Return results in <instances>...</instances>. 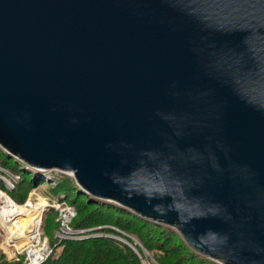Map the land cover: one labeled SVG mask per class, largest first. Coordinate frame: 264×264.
I'll return each instance as SVG.
<instances>
[{
	"label": "water",
	"instance_id": "water-1",
	"mask_svg": "<svg viewBox=\"0 0 264 264\" xmlns=\"http://www.w3.org/2000/svg\"><path fill=\"white\" fill-rule=\"evenodd\" d=\"M0 148L264 264V0H0Z\"/></svg>",
	"mask_w": 264,
	"mask_h": 264
},
{
	"label": "trees",
	"instance_id": "trees-1",
	"mask_svg": "<svg viewBox=\"0 0 264 264\" xmlns=\"http://www.w3.org/2000/svg\"><path fill=\"white\" fill-rule=\"evenodd\" d=\"M14 159L12 163L11 159ZM0 148V166L19 174L13 187L6 188L0 178V188L21 204L29 191L38 186L49 202L70 205L74 214L68 225L72 235L55 237L59 214L50 206L41 228L51 226L47 237L50 252L36 264H221L193 250L172 227L135 214L110 201L95 199L79 189L74 178L56 170L39 171L24 166ZM2 173V170L0 171ZM49 173V176L47 175ZM99 226L97 228H93ZM24 250L14 257L0 251V264H28Z\"/></svg>",
	"mask_w": 264,
	"mask_h": 264
},
{
	"label": "bare ground",
	"instance_id": "bare-ground-1",
	"mask_svg": "<svg viewBox=\"0 0 264 264\" xmlns=\"http://www.w3.org/2000/svg\"><path fill=\"white\" fill-rule=\"evenodd\" d=\"M0 196L3 197L0 203V222L6 231L7 242L11 241L16 244L25 238L35 237L39 224L38 214L45 205L47 206L46 199L43 197L44 201L41 195H36L33 201L19 206L18 203L12 204V199L5 197L2 192H0ZM34 252L32 251L31 256L38 257L39 252L36 254Z\"/></svg>",
	"mask_w": 264,
	"mask_h": 264
},
{
	"label": "rangeland",
	"instance_id": "rangeland-1",
	"mask_svg": "<svg viewBox=\"0 0 264 264\" xmlns=\"http://www.w3.org/2000/svg\"><path fill=\"white\" fill-rule=\"evenodd\" d=\"M12 163H14V159L12 158L11 159ZM26 164H24L22 161L19 160V163L17 164V166L19 168H22L24 167ZM5 186V184H4ZM6 187V186H5ZM7 188V187H6ZM2 194L5 195V197H8L6 196V193L4 192V190L2 191ZM36 195H41L40 194V190L38 188V186H34L28 193L27 195V198L25 199V202H28V201H33L34 197ZM42 197V195H41ZM44 197V196H43ZM42 197V199H43ZM10 198V197H9ZM47 201V198L44 197ZM11 199V198H10ZM45 199H43L45 201ZM3 200V197L0 196V203L1 201ZM15 202V201H14ZM24 203H21L19 204V206H22ZM46 204V202H45ZM56 205V204H55ZM57 206V205H56ZM56 206H53L54 208L57 209L58 211V214H59V219H58V223H59V226H60V223L61 221L63 220V214L61 212H64L65 211V208H63L64 206L61 204L60 206L56 207ZM50 207V206H49ZM46 205L41 209L40 213L38 214L39 216V224H38V230H37V234L35 237H32L30 239H23L21 241H19V243H12L11 241H8L6 240V231L5 229L3 228V225L2 223L0 222V251H3V253H5V256L6 257H14L16 256L18 253H20L22 250H25V247H29L30 244H28L29 241H31L32 239H34L31 243V248L33 247L32 251H35L34 254L38 253L39 252V249H38V246H41V243H46L47 246L49 247V244H48V241H47V237H51L52 234H53V229L51 230V226H48V227H45V228H41L42 227V224L44 222V217H45V213L46 211L48 210V208ZM66 213V212H65ZM71 217V216H70ZM70 220V219H69ZM68 220V221H69ZM45 235H43V234ZM56 237V236H55ZM35 243H37L36 245H34ZM47 247H45L46 249ZM17 250H20V252H18ZM26 256V255H25Z\"/></svg>",
	"mask_w": 264,
	"mask_h": 264
},
{
	"label": "built area",
	"instance_id": "built-area-1",
	"mask_svg": "<svg viewBox=\"0 0 264 264\" xmlns=\"http://www.w3.org/2000/svg\"><path fill=\"white\" fill-rule=\"evenodd\" d=\"M2 170V173H0V178L3 180V183L5 184V186L7 188H11L13 187L14 183L18 180L19 178V174L18 173H15V172H11V171H8L4 168H2L0 166V171ZM49 176V173L47 174ZM60 203L61 202H58V201H54L52 203L53 206H60ZM56 204V205H55ZM65 208V211L64 212H61L63 214V220L61 221L60 223V226L59 228L54 232V236L58 237V238H61V237H66V236H70L72 235V233L74 231H83V229H79V230H74L72 228H70V226L68 225V220L70 219V216H72L74 214V210L73 208L70 206V205H64ZM66 212V213H65ZM34 239H32L31 241L28 242L29 247H25V250H24V261L27 262L28 264H36L38 263L39 261H41L51 250V247L47 246V244L44 242V243H41V246H38V249H39V256L36 257V258H33L31 256V253H32V249L33 247L31 248V243ZM37 243H35L34 245H36ZM45 247H47L45 249ZM18 252H20V250H17Z\"/></svg>",
	"mask_w": 264,
	"mask_h": 264
}]
</instances>
